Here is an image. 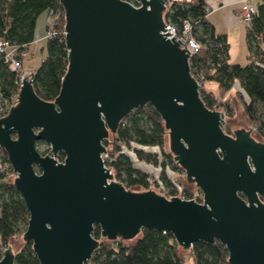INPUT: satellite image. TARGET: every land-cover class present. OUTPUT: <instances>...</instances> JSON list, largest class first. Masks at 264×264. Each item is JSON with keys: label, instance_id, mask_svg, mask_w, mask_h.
Returning a JSON list of instances; mask_svg holds the SVG:
<instances>
[{"label": "water", "instance_id": "obj_1", "mask_svg": "<svg viewBox=\"0 0 264 264\" xmlns=\"http://www.w3.org/2000/svg\"><path fill=\"white\" fill-rule=\"evenodd\" d=\"M58 2L68 60L59 93L53 101L39 97L29 69L0 116V148L29 215L0 264H13L24 242L39 264H85L98 247L95 225L108 240L134 239L147 228L170 232L183 249L218 241L230 264H264V141L204 104L190 52L166 30L168 0ZM146 104L201 201L113 179L103 141ZM38 141L50 152L41 154Z\"/></svg>", "mask_w": 264, "mask_h": 264}, {"label": "trees", "instance_id": "obj_2", "mask_svg": "<svg viewBox=\"0 0 264 264\" xmlns=\"http://www.w3.org/2000/svg\"><path fill=\"white\" fill-rule=\"evenodd\" d=\"M207 1L168 0L163 19L175 27L178 33L185 21L191 25V35L198 41L200 48L189 60L190 72L194 77H203L202 85L209 81L217 86L216 92L204 86L200 90L204 104L209 109L214 107L220 110L223 102L230 100L228 94L233 86L240 85L248 98L243 103L244 114L257 134L264 139V0H256L255 13L246 23L249 53L246 65L229 62L225 35L215 33L207 19ZM49 11L53 12L52 23L46 25V31L52 29L54 36L44 38L46 53L39 66L33 70L32 80L35 93L45 101H53L59 93L61 78L68 65L63 9L58 0H0V38L16 46L20 52H25L35 42L39 18ZM22 73V70L11 71L0 56V98L16 101ZM166 139L167 129L162 119L150 104H146L130 112L119 124L113 135V148L107 151L109 157L104 160L105 164L125 187L131 190L150 188V177L138 171L122 150L127 147L138 160L159 165L161 182L170 194H175L174 183L166 168L177 174L184 171L173 161L170 151H165ZM103 144L106 149L109 144L107 138ZM144 148H158L161 158L144 152ZM49 152L50 148H47L42 154ZM63 157V153L58 154V159ZM0 159L8 165L4 171H0V245L4 246L10 236L15 237L21 231L23 235L29 215L13 180L8 178L13 171L3 149ZM192 189L186 188L185 191L188 193ZM22 224L24 229H21ZM92 234L98 241V247L85 264H230L226 248L218 241L208 243L199 240L189 249H183L168 231L144 228L134 239L108 240L101 237L100 228L95 225ZM2 251L0 248V258ZM184 251L187 253L184 254ZM13 264H39L30 242H25L13 255Z\"/></svg>", "mask_w": 264, "mask_h": 264}, {"label": "rangeland", "instance_id": "obj_3", "mask_svg": "<svg viewBox=\"0 0 264 264\" xmlns=\"http://www.w3.org/2000/svg\"><path fill=\"white\" fill-rule=\"evenodd\" d=\"M168 3V2H167ZM253 4H256V0H252ZM213 11V10H212ZM44 17H47V12H44L43 14ZM239 25V26H238ZM46 22L43 26V33H42V38H44L45 34H46ZM245 29H246V22L243 20H238L237 25L236 26H231L229 28V36H230V54H231V58H237L239 60H241L240 62H237L238 64L241 65H246L248 62V49L247 46L245 45ZM34 50V46H32V48L30 49V52L28 54V58L30 59V62L28 61L27 58H24L23 61L24 67H28L29 68H36L39 66L40 62H41V58L42 56L45 55V53H41L40 50H38V52L35 55H32ZM37 51V50H36ZM233 60V59H232ZM210 83V84H209ZM205 85L207 86H214L213 82H209L207 81V83H205ZM229 99L227 102H223V106L220 109V111L224 114V119L225 121L227 119H231V120H237L238 123L243 122L246 126V128H252V131H256L255 127L250 124L244 114V110H243V103L244 101H247L248 98L245 95V93L243 92V90L241 89L240 85H234L233 89L230 91V94H228ZM4 101L2 98H0V103ZM109 144L106 146V150L110 151L112 150V144H113V135L109 134V136L107 137ZM136 146V145H133ZM36 148L37 150L42 154L47 148H49V144H47L44 141H38L36 143ZM132 160L133 162V166L136 167V169L142 173H146L149 177L154 178V176L159 175V177H161V168L159 165H153L150 164L148 162L145 161H140L137 159V157L134 155L133 151L127 147H124L122 149ZM144 152H150L152 154H156L158 156V158H161V151L158 148H144ZM165 151L169 152V145H168V139H166V143H165ZM59 154V153H58ZM58 154H57V158H58ZM2 155V154H1ZM108 154L106 157L103 156L104 160L106 158H108ZM159 172V174H158ZM15 177V173H10L9 174V179L10 181H12ZM113 179L116 181H119L114 175H113ZM175 181L178 182L181 186L186 187V188H194V184H188L185 178V174L181 173L178 175H175ZM120 182V181H119ZM23 224L21 225V229L23 228ZM24 229V228H23ZM22 232L21 231L19 234H17L15 237H13L14 240L20 239V237H22ZM25 243V242H24ZM22 243V246L23 244ZM7 245H9V242L7 244H5L4 246L0 245V248L4 249ZM21 246V247H22ZM20 249V248H19ZM187 251H184V254H186ZM188 264H191L190 262Z\"/></svg>", "mask_w": 264, "mask_h": 264}, {"label": "built area", "instance_id": "obj_4", "mask_svg": "<svg viewBox=\"0 0 264 264\" xmlns=\"http://www.w3.org/2000/svg\"><path fill=\"white\" fill-rule=\"evenodd\" d=\"M215 8H216V5H211L208 2V5L205 10L209 14ZM254 13H255V7H254V4L252 3V0H241V6L238 12L239 18L247 23L250 21ZM52 14H53L52 11H49L47 13L46 25L47 24L49 26L51 25ZM166 30L170 34V36L177 37L181 41V43L185 44L187 51L190 52V58L200 48L198 41L191 35V25L188 21H185L183 25V29L181 30L180 33L176 31L175 27L167 23H166ZM52 36H54V32L52 29L49 28V30L46 31L44 38L52 37ZM0 56L4 59L5 63L8 64V68L11 71L18 72L22 70L23 73L21 74V76L24 74L25 71H27L25 70V67L23 66V59L25 56V52H20L16 46L10 44L4 38H0ZM31 73H32V80H33L34 71L32 70ZM195 78L197 79V81L203 84L204 79L202 76L195 77ZM19 85H20V79H19ZM13 103L14 101H9V100L2 101L0 103V116L4 115L5 112L9 110V108L12 106ZM1 154H2V149L0 148V156ZM103 156L106 157L107 153ZM7 166L8 165L5 163H2L0 159V171H4L7 168ZM166 171H167L168 176L171 177V180L173 181L175 189H176V192L173 195H177V196H181V197H185V198H189V199H193L197 201L202 200V193L197 187H194L191 192L186 193L185 191L186 187L181 186L178 182L175 181V175H178V174L175 171H172L168 167L166 168ZM149 183L151 187L153 188V190L156 191L157 193L170 194L168 192L169 190L166 187H164L163 183L161 182L159 175L154 176V178L150 177Z\"/></svg>", "mask_w": 264, "mask_h": 264}, {"label": "crops", "instance_id": "obj_5", "mask_svg": "<svg viewBox=\"0 0 264 264\" xmlns=\"http://www.w3.org/2000/svg\"><path fill=\"white\" fill-rule=\"evenodd\" d=\"M207 2H209L211 5H216V8L208 14L207 19L213 25L215 33L225 35V38H226V41L228 44L229 62H232V63L240 62L241 60H239L237 58H231L230 42H229L230 41V39H229L230 38L229 28L231 26H233V27L236 26L238 20L240 19L238 16V12H239V9L241 6V0H208ZM46 18L47 17L46 16L44 17V15H42V17L39 18V21L37 23L36 33H35V42L30 44L28 46V48L25 50L24 58H27L29 62H30V59L28 58V54H29L32 46H34V50H33L32 55H35L38 52V50H40L41 53H46L44 38H42L43 37L42 36L43 26L46 22ZM244 40H245L244 41L245 45L247 46L246 29H245V39ZM247 54H248L247 57H249V53H247ZM44 56H42V58H44ZM24 62L25 61H23V66L26 65V64H24ZM29 69L34 70L35 68H29V66L25 68V70H29ZM205 83H207V82H205ZM205 83L203 85L205 89L211 90L214 92L217 91V86L214 82H213L214 86L213 85L207 86V85H205ZM236 85H238V84H235V86Z\"/></svg>", "mask_w": 264, "mask_h": 264}, {"label": "flooded vegetation", "instance_id": "obj_6", "mask_svg": "<svg viewBox=\"0 0 264 264\" xmlns=\"http://www.w3.org/2000/svg\"><path fill=\"white\" fill-rule=\"evenodd\" d=\"M259 136V135H258ZM260 137V136H259ZM261 138V137H260ZM263 141H264V139L263 138H261ZM179 166V165H178ZM181 169L183 170V168L181 167ZM184 171V170H183ZM262 199V201L264 202V197L263 198H261Z\"/></svg>", "mask_w": 264, "mask_h": 264}]
</instances>
